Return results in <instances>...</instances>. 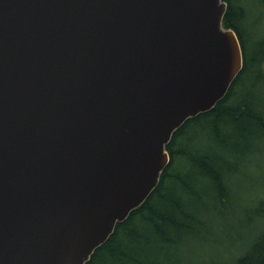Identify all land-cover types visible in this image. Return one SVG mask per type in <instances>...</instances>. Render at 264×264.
Masks as SVG:
<instances>
[{"label": "water", "instance_id": "water-1", "mask_svg": "<svg viewBox=\"0 0 264 264\" xmlns=\"http://www.w3.org/2000/svg\"><path fill=\"white\" fill-rule=\"evenodd\" d=\"M224 0H0V264H85L166 145L243 68Z\"/></svg>", "mask_w": 264, "mask_h": 264}, {"label": "trees", "instance_id": "trees-1", "mask_svg": "<svg viewBox=\"0 0 264 264\" xmlns=\"http://www.w3.org/2000/svg\"><path fill=\"white\" fill-rule=\"evenodd\" d=\"M224 2L222 26L238 39L242 71L218 104L173 134L157 186L85 264H178L174 252L191 242L216 248L203 264H264V189L248 209L234 186L246 162L259 169L264 144V12L252 16L264 0L252 10Z\"/></svg>", "mask_w": 264, "mask_h": 264}, {"label": "rangeland", "instance_id": "rangeland-1", "mask_svg": "<svg viewBox=\"0 0 264 264\" xmlns=\"http://www.w3.org/2000/svg\"><path fill=\"white\" fill-rule=\"evenodd\" d=\"M250 9L252 10V6H260L261 0H245ZM264 12V6L261 5L260 8H256L254 6L252 10V16L257 15L254 22L259 19L260 15H263L262 13ZM264 24V21L263 23ZM261 23L258 25V28L261 27ZM263 31V30H262ZM264 32V31H263ZM262 68L264 69V62ZM224 147V146H223ZM226 150L228 149L227 147H224ZM215 151H221L220 149H217L214 147ZM261 153L260 155L256 158L257 163L260 164L259 169L257 168H251L247 162L245 165L241 168L237 178L234 181V186L236 187V195L242 194L245 195L246 193V198L242 202V205L244 207H248V209L251 207V205L254 204V198H258L259 194L258 192L263 191L264 189V144L261 145L260 147ZM230 159H233L234 157L229 155L228 156ZM221 161H224L221 159ZM246 190V192H245ZM264 195V193L262 194ZM244 198V197H241ZM204 210V208H203ZM236 216L239 219L238 212L236 211ZM235 217H231L230 221H235ZM223 223V222H220ZM225 234L226 232L222 230ZM201 238H195L193 240H199ZM230 252V251H228ZM216 253V248L214 246H202V247H197L196 244L191 242L189 245L184 246L181 245L179 246L178 250L174 252V260L178 264H203L205 261V258L208 259L211 254ZM214 257V256H211ZM210 257V258H211Z\"/></svg>", "mask_w": 264, "mask_h": 264}]
</instances>
